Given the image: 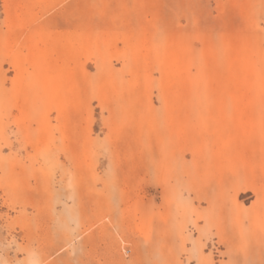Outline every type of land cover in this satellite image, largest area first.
Returning a JSON list of instances; mask_svg holds the SVG:
<instances>
[{"label":"rangeland","instance_id":"1","mask_svg":"<svg viewBox=\"0 0 264 264\" xmlns=\"http://www.w3.org/2000/svg\"><path fill=\"white\" fill-rule=\"evenodd\" d=\"M0 264H264V0H0Z\"/></svg>","mask_w":264,"mask_h":264}]
</instances>
